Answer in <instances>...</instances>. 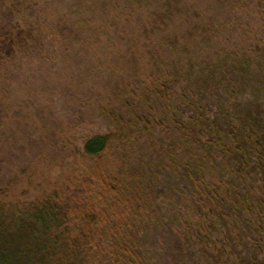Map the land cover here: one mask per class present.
Here are the masks:
<instances>
[{"label": "trees", "instance_id": "trees-1", "mask_svg": "<svg viewBox=\"0 0 264 264\" xmlns=\"http://www.w3.org/2000/svg\"><path fill=\"white\" fill-rule=\"evenodd\" d=\"M97 1L108 27L93 24L86 49L101 43L110 62L109 46H123L131 67L148 57L149 82L114 81L98 110L107 129L76 148L88 180L72 196L10 200L15 179L0 181V264H264V0ZM31 7L0 0V68L47 58L61 37L56 22H12ZM238 13L259 28L242 45L221 35ZM175 18L183 25L166 33ZM106 152L118 169L91 163ZM164 200L191 206L195 223L166 214Z\"/></svg>", "mask_w": 264, "mask_h": 264}, {"label": "rangeland", "instance_id": "rangeland-1", "mask_svg": "<svg viewBox=\"0 0 264 264\" xmlns=\"http://www.w3.org/2000/svg\"><path fill=\"white\" fill-rule=\"evenodd\" d=\"M79 1L30 0L33 7L11 19L16 24L18 21L20 24L38 21L42 27L56 22L58 29L63 31L60 32L61 37L47 41V58L21 55L0 68V94L5 102L0 109V148L6 149L0 153L3 159L0 181L6 183L15 179L7 197L10 200H33L53 195L58 190L68 197L73 195L76 187L84 186L88 180L84 173L86 160L76 148H80L82 137L85 139L89 134L107 129L106 121L98 110L100 105L114 98V81L131 82L133 89L149 82L145 79L149 76L148 57L142 55L138 66L131 67L130 60L121 59L125 51L123 46H109L113 47L111 54L118 59L112 57L110 62H106L101 54L106 50L101 43L94 42L91 51L86 49L82 40L85 41L94 25H108L100 18L104 12L100 2L94 0L88 8H82L77 4ZM112 1L114 7L127 4L125 0ZM91 16L96 20L92 26L84 27L85 22L80 18ZM234 19L238 21L234 22ZM179 21L175 18L166 33L174 34ZM135 23L133 18L128 25ZM258 29L257 21L238 13L235 17L232 14L231 23L221 29V35L229 36L235 44L242 45L249 42L248 39ZM68 36L73 37L74 43L67 41ZM141 53L144 54V50ZM119 59L121 61L117 63ZM87 67L91 68L90 73ZM109 81H112L110 87ZM91 163L101 164L103 170L118 169L111 152ZM170 201H163L166 214L181 216L185 222L195 223L196 216L191 206L187 209L184 203ZM217 234L221 235L220 232ZM225 263L234 264L233 257Z\"/></svg>", "mask_w": 264, "mask_h": 264}]
</instances>
